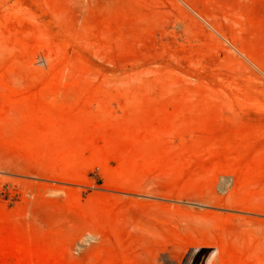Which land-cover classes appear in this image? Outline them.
I'll list each match as a JSON object with an SVG mask.
<instances>
[{
	"label": "rangeland",
	"instance_id": "1",
	"mask_svg": "<svg viewBox=\"0 0 264 264\" xmlns=\"http://www.w3.org/2000/svg\"><path fill=\"white\" fill-rule=\"evenodd\" d=\"M0 264H264V0H0Z\"/></svg>",
	"mask_w": 264,
	"mask_h": 264
}]
</instances>
